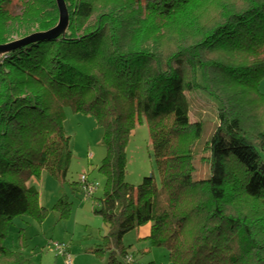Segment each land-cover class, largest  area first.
<instances>
[{
	"label": "trees",
	"instance_id": "1",
	"mask_svg": "<svg viewBox=\"0 0 264 264\" xmlns=\"http://www.w3.org/2000/svg\"><path fill=\"white\" fill-rule=\"evenodd\" d=\"M64 1V37L0 58V264H34L1 239L15 218L47 214L27 181L43 170L66 181V107L103 130L106 154L97 170L104 189L94 212L107 232L93 252L107 256L106 264H132L123 236L147 223L145 240L165 248L170 264H264V125L257 118L264 0H114L101 9L104 0ZM57 19L54 0H0V44L46 31ZM191 91L216 106L217 125L199 156L208 166L204 179L192 176L203 124L190 120ZM143 120L159 184L150 175L134 187L125 181V151ZM243 199L258 202L259 211H238ZM57 206L66 217L69 203Z\"/></svg>",
	"mask_w": 264,
	"mask_h": 264
},
{
	"label": "rangeland",
	"instance_id": "2",
	"mask_svg": "<svg viewBox=\"0 0 264 264\" xmlns=\"http://www.w3.org/2000/svg\"><path fill=\"white\" fill-rule=\"evenodd\" d=\"M117 4H121L117 0ZM114 0H104L98 8L109 7ZM204 13L206 21L213 23L216 13L214 7L207 5ZM20 13V8H13ZM13 35L11 39L19 38ZM259 92L264 94V78L259 83ZM191 122L201 121L203 132L194 146V179L208 176V166L199 161L204 144L209 140L217 125L216 106L200 91L186 93ZM264 105V104H263ZM262 105V106H263ZM257 118L264 125V106L257 110ZM63 129L70 138L71 159L68 165L66 181L61 183L45 170L27 181L26 186H33L38 191V202L47 210L42 221L24 216L17 217L4 228L5 236L1 239L4 247L28 257L34 264H68L62 256L53 251L54 243L67 246L70 264H106L107 256L96 255L93 251L106 234L107 227L103 219L94 211L103 195L104 177L98 173V167L106 154L102 144V127L91 115L74 112L69 107L64 109ZM125 181L136 187L146 176L153 175L159 184V174L155 166L148 124L145 120L137 125L129 137L126 146ZM98 183V188L91 198L83 197L79 181L82 176ZM59 199L69 203V212L62 216L61 207H55ZM259 203L252 200H237L238 211L253 215L259 211ZM150 223L127 232L122 239L125 247H130L135 260L132 264H170L168 252L163 247H152L143 237L149 233Z\"/></svg>",
	"mask_w": 264,
	"mask_h": 264
},
{
	"label": "water",
	"instance_id": "3",
	"mask_svg": "<svg viewBox=\"0 0 264 264\" xmlns=\"http://www.w3.org/2000/svg\"><path fill=\"white\" fill-rule=\"evenodd\" d=\"M58 11L56 24L46 31L32 32L23 37L12 39L4 44H0V58L9 52L29 45L36 41L51 40L60 36L64 37L69 27V14L64 0H54Z\"/></svg>",
	"mask_w": 264,
	"mask_h": 264
},
{
	"label": "built area",
	"instance_id": "4",
	"mask_svg": "<svg viewBox=\"0 0 264 264\" xmlns=\"http://www.w3.org/2000/svg\"><path fill=\"white\" fill-rule=\"evenodd\" d=\"M79 185H80V191L83 197L85 198H91L94 191H96V189L98 188V183L94 181L93 182L89 181L87 176L85 175L80 178ZM52 247H53V251L57 256H62L63 258L66 259V262L70 264V255L68 254L67 246L65 244L54 243ZM126 261L130 262L131 258L127 257Z\"/></svg>",
	"mask_w": 264,
	"mask_h": 264
},
{
	"label": "crops",
	"instance_id": "5",
	"mask_svg": "<svg viewBox=\"0 0 264 264\" xmlns=\"http://www.w3.org/2000/svg\"><path fill=\"white\" fill-rule=\"evenodd\" d=\"M147 235H148V234H146V235L143 237V239H145V238L147 237ZM133 259L135 260V257H133Z\"/></svg>",
	"mask_w": 264,
	"mask_h": 264
}]
</instances>
